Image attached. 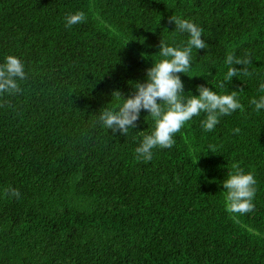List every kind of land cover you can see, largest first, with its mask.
<instances>
[{
    "label": "trees",
    "instance_id": "obj_1",
    "mask_svg": "<svg viewBox=\"0 0 264 264\" xmlns=\"http://www.w3.org/2000/svg\"><path fill=\"white\" fill-rule=\"evenodd\" d=\"M78 11L85 22L66 28ZM171 16L208 45L178 74L184 95L237 91L243 111L211 132L194 116L172 148L137 160L149 113L126 136L96 116L146 81L161 39L186 46ZM230 53L250 58L251 75L224 81ZM9 55L27 79L0 95V264H264V109L250 103L264 96V0H0V64ZM233 164L257 181L239 223L222 187Z\"/></svg>",
    "mask_w": 264,
    "mask_h": 264
},
{
    "label": "clouds",
    "instance_id": "obj_2",
    "mask_svg": "<svg viewBox=\"0 0 264 264\" xmlns=\"http://www.w3.org/2000/svg\"><path fill=\"white\" fill-rule=\"evenodd\" d=\"M86 16L78 11L69 14L65 18V27L71 28L76 24L85 22ZM169 23L175 24V31L187 33L189 39L186 46H168L162 39L159 43V55L164 59L153 64L147 70V79L143 83H135V88L130 97H124L119 91L113 93L117 98L123 97V103L118 106V110L104 108L96 116V123L102 128L111 130L113 134L120 133L126 136L129 129L136 127L141 110H146L155 124L150 134H143V139L135 149L136 159L150 161L154 148L170 149L176 143L174 135L181 131L182 127L194 116L205 114V119L201 121L202 128L211 132L219 123L222 116L231 115L238 109L243 111V105L237 99V91L230 94L218 95L208 87L199 86L197 91L199 96L184 95V84L178 74L189 71L192 60L193 48L205 49L208 45L202 39L203 29L187 19L171 16ZM250 58H238L234 54L227 55L225 64L229 65L225 82H231L233 77L240 74L249 76L248 65ZM233 65H242L237 69ZM193 78V77H189ZM27 79L24 63L17 57L9 55L5 62L0 64V95L7 94L13 96L22 92L19 81ZM218 87L223 89L225 83L221 82ZM260 90L264 91V83L260 85ZM255 110L264 109V96L259 100L250 101ZM239 132V129L235 130ZM214 150V146H210ZM232 172L228 173V178L222 183L225 190V209L233 214L232 218L236 223V215H245L254 210L253 199L256 194V179L252 173L245 174L239 164L232 165ZM19 198V191L7 189L6 195ZM250 231H254L251 230ZM259 235L258 232H255Z\"/></svg>",
    "mask_w": 264,
    "mask_h": 264
}]
</instances>
